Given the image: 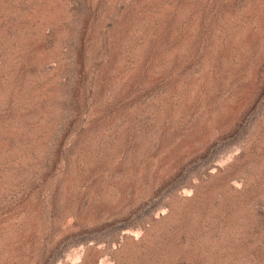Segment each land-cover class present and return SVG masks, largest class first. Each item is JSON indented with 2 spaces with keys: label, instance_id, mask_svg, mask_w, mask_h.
<instances>
[{
  "label": "rangeland",
  "instance_id": "374dc122",
  "mask_svg": "<svg viewBox=\"0 0 264 264\" xmlns=\"http://www.w3.org/2000/svg\"><path fill=\"white\" fill-rule=\"evenodd\" d=\"M0 264H264V0H0Z\"/></svg>",
  "mask_w": 264,
  "mask_h": 264
}]
</instances>
